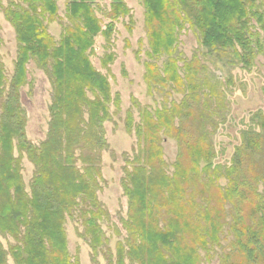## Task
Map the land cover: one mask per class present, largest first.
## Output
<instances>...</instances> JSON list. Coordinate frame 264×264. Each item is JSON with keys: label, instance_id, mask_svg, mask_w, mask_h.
<instances>
[{"label": "rangeland", "instance_id": "374dc122", "mask_svg": "<svg viewBox=\"0 0 264 264\" xmlns=\"http://www.w3.org/2000/svg\"><path fill=\"white\" fill-rule=\"evenodd\" d=\"M143 1L121 0V8L114 15L111 8L114 0L88 2L98 31L91 42L90 36H87L91 45L83 53L92 68L108 83L111 96L108 105L110 121L103 124L107 148L101 152V180L96 192L98 206L103 211V215L97 220L102 243L96 249V254H93L88 238L83 234V220L78 215L80 209L86 208L80 202L72 217H65L62 226L67 252L71 258H77L79 264H138L128 256V245L133 241L134 244L139 242L136 240L137 236L131 240V229L126 226L132 218L128 199L121 185V181L125 179L124 169L131 171L132 166L127 163H131L143 148L144 138L141 137L140 141L138 137L139 130L144 133L143 119L156 122L157 111H171L174 105L179 106L192 93L190 90H197V108L193 110L192 122L188 121L189 129L191 131L192 128L191 135L195 142L202 141L210 147L214 158L209 169L200 160L198 181L188 175L187 182L219 189L217 192L212 191L211 195L203 187H199L198 191L204 192L207 211L214 219H219L221 232L218 233V245H211L207 240L195 245L191 232L189 235L185 233L186 236L183 232H176L175 236L180 241L184 240L182 259L179 257L178 261L182 262L184 257L189 259L187 261L197 259L199 264H223L222 261L230 258V261H225L227 264H251L247 259L239 258V253L237 256V239L234 234L241 233L240 241H244L250 237L249 233L259 229L264 231V128L259 125L260 119H255L257 115L264 118V0H255L246 20L248 37L255 53L249 67H245L234 56L230 47L226 53L211 54L212 51L202 45V37L195 22L196 16L199 18L201 13V0H168L166 18L163 24L157 23L156 29L160 31L155 32L171 35L172 48L169 53L155 55L150 47L151 32L146 25L147 9ZM74 2L75 0H38L32 7L22 0H0V69L5 77L3 87H0L4 91L0 96V113L1 104L6 101L18 50L15 29L7 20L6 12L17 11L21 7L35 13L57 47L64 35V40L70 36L69 33L76 35L79 27L82 32H88L81 19L76 16L73 18ZM50 3L55 11L51 17L41 9L43 5ZM236 49L239 50L237 47ZM169 59L175 62L176 73L183 82L180 93L169 82L162 87L159 84L153 85L147 78L148 68L151 66L156 69V75L158 73L163 76ZM51 65L50 60L47 68H42L35 59L30 58L24 66V84L19 87V103L25 121L24 135L33 147L45 142L50 132L49 109L53 94ZM86 97L93 100L88 91ZM128 114L131 115L129 127ZM84 119H87L86 114ZM173 125H178L177 118L173 120ZM163 134L162 129L158 136L162 149L161 161L164 164L162 171L170 181L175 177L180 181V184L175 183L177 197L183 205L179 207L195 223L196 212L191 214L189 209L196 203L201 205L203 202L199 198L195 202L189 200L195 189L189 190L183 184L186 175H175L180 153L178 142ZM256 135L261 140L256 139ZM12 143L13 155L17 158V145L15 141ZM253 143H260L257 151L246 147ZM77 156L78 153H75V157ZM180 162L184 169L190 165L185 156ZM20 167L22 187L29 196L37 167L27 160L25 154L21 157ZM230 168L234 170L230 172ZM158 179L161 177L158 176ZM162 192L167 199L169 192ZM9 194L13 201V190ZM153 205H158L159 211L164 209L159 213L161 216L156 211L152 216L153 220L158 216L155 226L164 231L166 223L162 224V219L166 221L164 214L169 215V203L158 199V203ZM170 211L174 212L176 208L173 207ZM201 229L203 230V225ZM170 239L172 241L175 238L171 235ZM263 241L264 238L255 236L248 239V244H261ZM0 243L7 251L10 246L15 245L13 238L2 232ZM160 247L161 253L166 256L164 260H170L175 255ZM6 261L7 264H14L9 255Z\"/></svg>", "mask_w": 264, "mask_h": 264}, {"label": "trees", "instance_id": "16d2710c", "mask_svg": "<svg viewBox=\"0 0 264 264\" xmlns=\"http://www.w3.org/2000/svg\"><path fill=\"white\" fill-rule=\"evenodd\" d=\"M22 1L25 4L29 3L32 7L38 2V0ZM89 1L75 0L72 4V8L75 6L73 18L75 19L76 16L81 19L83 27L88 32H82L79 27L76 35L69 33L70 36L65 40L64 35L57 47L35 13L32 14L21 7H18L17 11L6 12L7 20L15 29L18 50L6 101L1 104L0 113V232L12 237L15 245L10 246L7 251L0 243V264H7L8 255L14 264H79L78 259L71 258L67 252L62 226L65 217H72L73 211L80 202L86 205V208L79 210L78 215L83 220V234L88 238L93 254H96V249L102 243L97 220L103 215V211L98 206L96 192L101 180V152L107 148L103 124L110 121L108 105L111 102V96L108 83L92 68L83 53L91 45L88 43L87 36H90L91 42L98 31L95 25L96 19L90 14ZM120 1L114 0V4L111 5L113 15L117 9L121 8ZM169 1H143L147 9L146 25L151 32L150 47L155 55H160L161 52L169 53L172 48L171 35L165 36L161 32H155L160 31L156 29L157 23L163 24L166 18ZM254 2L255 0L199 1L201 13L199 18L196 16L195 22L202 37V45L208 51H212L211 54L226 53L230 47L234 56L240 59L245 67H249L255 53L251 48L246 20ZM52 3L43 5L41 8L50 17L55 13ZM30 58L35 59L42 68H47V63L52 61L50 77L53 94L49 109L50 132L46 141L38 147H33L26 140L25 121L19 103V87L23 86L25 80L24 66ZM155 71L154 66L148 68L147 78L153 82V85L159 84L163 87L169 82L174 85L178 93L182 92L183 82L176 73L174 61L170 59L167 61L163 76L158 73L156 75ZM4 81L5 77L0 69V87H3ZM148 87L150 88L151 85L149 84ZM86 91L92 94L93 100L86 97ZM190 91L192 93L179 106L174 105L171 111H157L156 122L143 119L144 133L138 129L139 140L141 141V137L144 138L143 148L131 163H127L132 166L131 171L124 169L125 179L121 181V185L128 199L132 218L126 226L129 230L131 229V240L137 236L136 240L139 242L134 244L133 241L128 245V256L138 264L173 262L174 264H199L197 259L187 261L189 259L184 257L182 262L178 261L179 257L182 259L181 250L184 240L180 241L179 237L175 236L176 232H183L185 236V233L189 235L191 232L195 245L202 244L205 240L211 245L219 244L218 233L221 232L219 219H214L207 211L206 197L203 196L204 192L198 191V188L203 187L207 190L206 193L209 191L210 195L212 191L217 192L219 189L187 182L188 175L198 181L200 160L206 163L209 169L214 158L210 147L202 141L195 142L191 135L193 131L192 128L191 131L189 129L188 121L193 119L198 95L197 90ZM3 92L1 89L0 96ZM127 116L129 127L131 115ZM175 118L178 119L176 127L173 125ZM255 119H260L259 125L264 128V118L257 115ZM128 127L127 130H129ZM162 129L163 135H168L178 142L180 153L177 157L175 175H186L183 178V184L189 187V190L195 189V193L190 195L189 200L195 202L199 198L203 202L201 205L196 203L189 209L191 214L196 212L195 223L192 222L193 218L186 215L179 207L183 205L177 197L175 183L180 184V181L177 177L170 181L162 171L164 164L161 161L162 149L158 139ZM256 136V139L261 140L259 135ZM13 141L16 142L19 153L17 158L13 155ZM259 146L260 143H253L246 147L257 151ZM75 153H78L77 157ZM23 154L37 167L29 196L23 190L20 174V160ZM183 156L190 163L187 169L181 167L180 161ZM232 170L234 169L230 168V172ZM158 176L161 179L157 180ZM10 190H13V201L9 194ZM163 190L169 192L167 199L163 196ZM158 199L166 200V204L169 203V215L164 214L166 221L162 219V224L166 223L164 231L158 230L155 226L157 217L161 216L160 211H164L163 208L159 211L158 205H153L158 203ZM186 203L190 204L187 201ZM173 207L176 211L171 212L170 209ZM155 211L159 215L153 220ZM171 235L175 238L172 241ZM240 235L239 232L234 234L237 239V256L239 253V258L247 259L251 264H264V241L261 244L257 242L248 244V239L252 237L264 238V231L259 229L249 233L250 237L244 241H240L242 238ZM160 246L166 251H172L175 255H172L170 260H164L166 256L161 253ZM227 260L230 261V258L222 263L227 264L225 262ZM119 263H121L120 256Z\"/></svg>", "mask_w": 264, "mask_h": 264}]
</instances>
